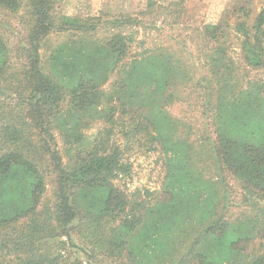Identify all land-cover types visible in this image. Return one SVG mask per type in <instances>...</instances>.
Masks as SVG:
<instances>
[{
  "label": "trees",
  "instance_id": "1",
  "mask_svg": "<svg viewBox=\"0 0 264 264\" xmlns=\"http://www.w3.org/2000/svg\"><path fill=\"white\" fill-rule=\"evenodd\" d=\"M61 1L0 0V264H83L68 242L101 264H264V10L242 0L232 25L192 30L189 49L138 38L183 29L186 0L104 21L57 15ZM2 18L23 23L16 42ZM52 36L64 40L43 61ZM189 51L203 59L196 81ZM189 82L198 139L167 112ZM92 122L106 127L88 136ZM117 125L161 154V187L145 202L119 185L130 165L109 146Z\"/></svg>",
  "mask_w": 264,
  "mask_h": 264
},
{
  "label": "rangeland",
  "instance_id": "2",
  "mask_svg": "<svg viewBox=\"0 0 264 264\" xmlns=\"http://www.w3.org/2000/svg\"><path fill=\"white\" fill-rule=\"evenodd\" d=\"M168 1L172 0H158V2L162 4ZM146 2L147 0H62L59 6L54 10V13L82 20L90 17H101L102 21L117 17L120 14H131L141 17L138 13L145 9ZM242 4V0H186L185 7L187 10V18H185L186 26H184L183 29L173 30L171 32L168 30L167 32L162 26L157 25V27L159 26L161 29L160 32H163L162 35L154 30L145 29L139 31L138 38L139 40L147 39L148 41H145V43L148 42V45L155 44V46H165L175 43L178 44L177 46H180L179 44L184 40L185 44L187 41V44L184 45L186 48L190 49L192 47L191 49H195L192 44L194 45L196 40L192 39V36L190 37L192 30L194 31L209 24H223L227 21L232 25V12ZM253 4L255 13L264 10V0H254ZM20 21L19 19L2 18L4 28L6 30H11V35L15 36V38L10 39L11 42H16V40L23 35V23H18ZM146 27L149 28V25H146ZM104 30H107V28ZM104 30L100 31L98 35H104ZM152 38L153 41L151 40ZM62 40L64 39L60 36L51 37L49 48H43L41 51L43 61L46 60L52 48H55ZM238 47L239 42L235 38L230 40L226 45L227 54L234 62H238L236 61L239 57ZM142 49L143 45L140 47L136 46L134 53H140ZM188 56L192 64H189L187 72H189L190 81H196V79L206 74L201 64L203 63V59L198 61L192 58L195 54H190V51ZM237 66L240 67L239 64H237ZM251 76H253V74H251ZM192 84V82H189L184 86L179 85L177 90L179 99L167 107V112L173 120H182V123L193 126L195 136L198 139L201 138L200 128L204 117H202L201 108L197 106L199 95L191 91L192 88H194ZM4 98L1 100H4ZM9 102L12 106L16 104L12 97ZM16 110L21 112L20 108ZM105 127L106 125L104 124L92 122L86 134L88 136H94L95 134L103 132ZM124 132L125 126H114L109 140V146H118L122 152V161L130 165L128 175L121 176L119 185L123 187V190L126 191L131 200L136 199L139 202H145L144 199L147 200L148 196L147 192H157L161 187V182L164 177L161 154L158 151H147L148 145L141 147L136 142H128L124 136ZM54 134L56 148L61 151L63 150L64 144L59 135L57 133ZM48 190L50 191V186ZM74 238L77 237L74 235ZM68 246V251L72 252V254H77L76 256H79L83 264H101L99 262V259H101L100 257H98L99 259L97 260L89 259V250H85L88 252L85 254V252L79 248L83 253L78 254L80 251L74 249L69 242Z\"/></svg>",
  "mask_w": 264,
  "mask_h": 264
}]
</instances>
